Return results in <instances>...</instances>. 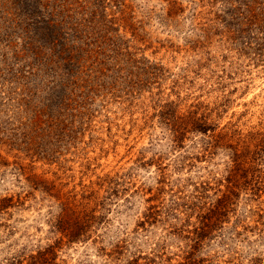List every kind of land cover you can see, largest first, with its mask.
I'll return each mask as SVG.
<instances>
[{"label":"rangeland","instance_id":"rangeland-1","mask_svg":"<svg viewBox=\"0 0 264 264\" xmlns=\"http://www.w3.org/2000/svg\"><path fill=\"white\" fill-rule=\"evenodd\" d=\"M59 218L34 263L264 264V0H0V264Z\"/></svg>","mask_w":264,"mask_h":264},{"label":"trees","instance_id":"trees-1","mask_svg":"<svg viewBox=\"0 0 264 264\" xmlns=\"http://www.w3.org/2000/svg\"><path fill=\"white\" fill-rule=\"evenodd\" d=\"M35 29L38 30L37 24H36ZM47 29H49V31H51L50 25L48 24V22L44 21L43 25L41 26V30H38V31H40V33H44L47 31ZM228 196H229L228 194L224 195L223 199L229 198ZM223 199H221L219 202H222ZM80 228L81 227L72 228L68 219H63V220H62V218L57 219L55 221V223L53 224V229H54L55 233H59V238L57 239V241L47 244L44 251H37L36 255H30V258L33 260V262L31 264H36L34 262H35V259L37 257L43 256V258H44L46 252H51V253L54 252L56 244L58 246L60 241L62 242L64 238L68 242L78 239L80 237V234H81L79 231ZM39 260H41V259H39ZM42 260L44 261V259H42Z\"/></svg>","mask_w":264,"mask_h":264}]
</instances>
